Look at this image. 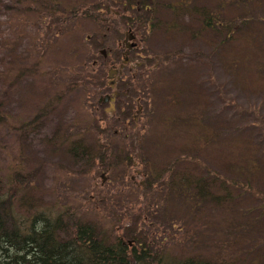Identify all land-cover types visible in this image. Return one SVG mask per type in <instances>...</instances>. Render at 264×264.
I'll return each mask as SVG.
<instances>
[{"label":"rangeland","instance_id":"1","mask_svg":"<svg viewBox=\"0 0 264 264\" xmlns=\"http://www.w3.org/2000/svg\"><path fill=\"white\" fill-rule=\"evenodd\" d=\"M37 1L0 0L2 171L21 170L52 205H96L102 194L117 223L144 214V227L170 252L264 249V227L236 226L248 216L264 223V0H149L171 29L159 28L142 45L150 55L146 82L130 81L132 96L114 115L97 105L110 68L101 49H111L108 59L119 65L112 36L127 20L140 22L136 0H62L53 7L71 18L64 23ZM109 5L114 29L100 21ZM157 55L161 62L150 71ZM138 96L143 109L134 131ZM247 157L260 168L244 178L239 164ZM110 161L118 162L114 171ZM183 175L230 196L215 203L172 193L168 186ZM223 179L244 186L225 187ZM142 181L166 187L138 195ZM199 199L202 210H191L189 201Z\"/></svg>","mask_w":264,"mask_h":264},{"label":"trees","instance_id":"2","mask_svg":"<svg viewBox=\"0 0 264 264\" xmlns=\"http://www.w3.org/2000/svg\"><path fill=\"white\" fill-rule=\"evenodd\" d=\"M61 2L62 0L37 1L38 4L45 5L44 10H48L52 19L56 18L64 23L67 20L62 17V10L53 7ZM37 12L41 13V10ZM49 26V31L54 32L55 28L52 24ZM131 128L136 131L135 127ZM97 139L100 140L99 137ZM189 145L192 148V144ZM98 146H102V150L105 148L100 142ZM116 152L117 156L114 159L121 154V151ZM249 157L239 164L241 167L239 172L244 173V178L255 174L260 168L257 161ZM128 158L131 160L130 156ZM108 165V168L115 170L113 161ZM21 175V170L7 173L0 168V264H264V249L261 247L252 249L251 253L246 250L211 254L196 253L192 250L170 252L169 245L161 246L162 242H155L152 230L144 227L147 223V221L142 222L143 219L146 220L144 214L133 213L130 218H126L123 222L119 220L117 223L109 215V211L115 207L114 204L104 202L109 200L102 194H98L101 198L94 199L97 200L96 205L90 206V202L85 203L86 205L81 202L83 204L77 207L57 206L55 203L52 205L40 201L36 194L39 190L38 186H34L32 181L23 179ZM191 178L192 176L183 175L178 182L174 181V184L168 188L172 193L178 192L181 197L195 192V196L215 203H224L222 199L227 195L230 196L227 192L222 195L214 194V182L198 177L194 180ZM223 181L225 187H229L225 184L227 181L230 186H244V183L239 181L226 179ZM163 187H166L165 182ZM163 187L161 184L154 185V182L149 181L146 188L142 185L137 192L139 195L150 191L149 193L154 195L155 192L164 190ZM199 201L200 199L195 202L189 201V208L193 210L195 205L196 209L202 210ZM248 217L250 218H247L244 225L238 223L236 226L264 227L263 218L253 221V217ZM162 225L166 227V221ZM191 225H195L194 222ZM120 228H124V231L119 232ZM184 230L188 232V227ZM243 254L247 256L244 257Z\"/></svg>","mask_w":264,"mask_h":264},{"label":"flooded vegetation","instance_id":"3","mask_svg":"<svg viewBox=\"0 0 264 264\" xmlns=\"http://www.w3.org/2000/svg\"><path fill=\"white\" fill-rule=\"evenodd\" d=\"M148 1L149 0H136L137 11H139L140 9V14L138 15V17L140 18V22L134 20H127L125 23L123 22L125 28L124 32L123 31H121L120 33L114 32V36H112V39H114L116 41V44L119 46V52L121 54V56L118 55L119 56L118 60H120L119 65L118 63L115 62V59H111V57L108 59V57L110 56L111 49L108 50L106 48L107 52L106 54H103L104 60L102 61V64H105L107 62L108 63L107 65H109L110 68L112 67L117 68V71L113 73L112 77H109V75H107L104 85H102L98 90L99 96L97 100V105L99 108L103 107L105 112L112 115L116 113L118 108H120V104H122V102H124L126 98L132 96V88H131L132 85L130 81L141 80L144 83L146 82V77L144 76L143 71H148L146 67L149 65L150 55H145L142 52L141 49L142 45L144 43H149L151 40L150 37L152 36V34L158 31L159 28H162L164 26L165 28L164 32H169V30L171 29L169 27V24L167 25L159 21V19L154 16L155 15L154 6L150 4L153 0H150L151 1L150 3ZM132 8H135L134 4H132ZM112 10H113L112 6H110V8L108 7L109 12L106 15L102 16L100 19L101 23L103 24L107 23V21L111 23L110 25L107 26V29H114V27L117 26L115 23L117 19H115L114 16L110 15ZM87 12H88L87 9L82 10L83 15L86 14ZM114 13L117 16L123 15L120 9L114 10ZM62 17L65 20L70 18L68 15H64ZM71 17L76 18V15H73ZM130 19L133 18L130 17ZM108 37L110 36L105 32L103 38H108ZM125 58H126V62L123 61ZM166 59H163V61H166ZM156 60L157 62L154 65L155 67H153L150 71H153V69L155 70L156 67H158L159 62H161V60H158V55L156 56ZM95 63H97L96 59L94 60L93 64ZM125 68H127V70ZM106 95H109L107 97L108 98L107 101H105L104 99ZM141 99H142L141 96H138L136 99L138 109L134 113V118L136 120V123L133 125V127H137V118H140L142 114L143 106L141 103ZM133 101H134V97H133ZM134 163L137 164L138 162L135 161ZM138 169L140 168H137V173L139 174L142 171L141 169L140 171H138ZM133 182L136 183V179H134ZM141 184L143 185V182H141ZM143 187L145 188L146 185L145 186L143 185Z\"/></svg>","mask_w":264,"mask_h":264},{"label":"water","instance_id":"4","mask_svg":"<svg viewBox=\"0 0 264 264\" xmlns=\"http://www.w3.org/2000/svg\"><path fill=\"white\" fill-rule=\"evenodd\" d=\"M132 45H134V44H132ZM101 52L103 53V54H106V52H107V50H106V48H102L101 49ZM124 62H126V58L123 60ZM122 65H124V64H122ZM115 71H117V68H114V67H112V68H110L109 69V77H112L113 76V73L115 72ZM109 95H106V97L104 98L105 99V101H107V97H108ZM101 101H102V98H101ZM138 171H140V169H138ZM143 182V185L145 186L146 184H145V182L144 181H142ZM131 242V241H130Z\"/></svg>","mask_w":264,"mask_h":264},{"label":"bare ground","instance_id":"5","mask_svg":"<svg viewBox=\"0 0 264 264\" xmlns=\"http://www.w3.org/2000/svg\"><path fill=\"white\" fill-rule=\"evenodd\" d=\"M106 59V58H105ZM129 62V61H128ZM159 65V64H158ZM142 66V65H141ZM144 66V65H143ZM126 67V66H125ZM155 67V66H154ZM138 68V67H137ZM126 70H127V68H125ZM141 69H142V67H141ZM154 70V69H153ZM139 73V72H138ZM140 74V73H139ZM132 75V74H131ZM142 75V74H141ZM150 76V75H149ZM118 77V76H117ZM149 79V78H148ZM108 81V80H107ZM120 81V80H119ZM122 81V80H121ZM141 82V81H140ZM143 84V83H142ZM150 85V84H149ZM150 88V87H149ZM127 93V92H126ZM145 96V95H144ZM147 101H148V99H147Z\"/></svg>","mask_w":264,"mask_h":264}]
</instances>
